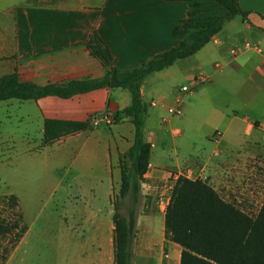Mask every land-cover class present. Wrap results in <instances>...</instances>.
<instances>
[{"label":"crops","instance_id":"obj_1","mask_svg":"<svg viewBox=\"0 0 264 264\" xmlns=\"http://www.w3.org/2000/svg\"><path fill=\"white\" fill-rule=\"evenodd\" d=\"M239 3L250 13L246 20L227 22L197 54L142 83L149 106L145 138L152 145L143 197L152 196L153 207L137 213L133 264H181L182 248L167 239L166 211L157 207L161 186L184 176L216 189L226 175L245 170L258 153L257 127L264 122L238 111V104H264V0ZM193 12L200 18L226 14L211 0H0V83L4 76L16 75L21 83L45 88L133 70L178 47L183 37L174 31ZM246 42L261 51L246 49ZM97 43L102 56L93 49ZM198 74L207 81L184 96L181 116H171L168 110L175 106L179 88L193 85ZM0 104L9 124L4 135L0 119V136L9 137L11 165L31 169L44 185L75 190H65L57 227H36L23 212L28 229L9 264H28L29 249L40 264L49 247L56 248V259L48 258L46 264H115L111 201L121 189V160L136 136L132 119L117 116L132 106L131 92L98 88L66 98ZM47 121L88 123L89 128L47 145ZM168 134L173 143L169 160L159 146V141L167 145ZM13 194L22 208L23 196Z\"/></svg>","mask_w":264,"mask_h":264},{"label":"trees","instance_id":"obj_2","mask_svg":"<svg viewBox=\"0 0 264 264\" xmlns=\"http://www.w3.org/2000/svg\"><path fill=\"white\" fill-rule=\"evenodd\" d=\"M226 11L222 16L196 17V12L178 26L174 34L183 37L181 44L172 50L142 63L130 71L113 70L103 79L71 82L63 86L38 87L21 83L16 75H6L0 83V102L38 100L46 96L70 97L76 93L89 92L98 88H124L131 92L133 104L123 113L132 119L136 128L135 143L121 160L122 184L120 196L126 197L131 186L129 163L134 176L143 178L149 170L152 145L145 138V122L149 106L144 102L142 83L150 75L162 72L179 60L187 59L201 51L217 36L226 23L241 17L246 20L250 13L244 11L239 0H211ZM95 53L102 56L101 46H93ZM88 123L47 121L45 144L61 137L84 131ZM139 184H135V195ZM13 205L21 209L19 199L10 197ZM135 205L138 200L135 197ZM21 221L24 220L20 214ZM115 264H133V245L136 237V213L125 221L117 211L114 215ZM19 224L0 222V239L10 235ZM28 227L23 224L3 262L17 247ZM166 237L183 248L181 264H264V204L258 215L251 217L236 205L223 200L208 183L181 176L178 178L171 201L166 210Z\"/></svg>","mask_w":264,"mask_h":264},{"label":"rangeland","instance_id":"obj_3","mask_svg":"<svg viewBox=\"0 0 264 264\" xmlns=\"http://www.w3.org/2000/svg\"><path fill=\"white\" fill-rule=\"evenodd\" d=\"M218 101L221 103L222 100ZM223 101L228 102L226 98H224ZM14 102L17 101L14 100ZM238 109H240L238 111H241L248 117H256L259 121L264 122V104L258 106H245L239 103ZM4 113L5 108L0 104V119L3 120V125H5L4 133L6 134L4 135H8L9 124ZM257 129H259V127H257ZM4 135L0 136V222L5 221L12 225L16 223L19 224V228L14 229L10 235L1 237L0 239V264H9V259L6 263L3 262L4 258L7 256V251L11 248L17 236L20 234V228L23 227V224L26 226L28 225L25 219L21 221L20 214L24 212L26 219L30 223H35L36 227L41 225L57 227L60 223L57 214L63 212L62 205L65 203V197L67 195L65 190H68V194L74 193L75 190L68 185H44L39 181L38 175L30 171L31 169L26 172L25 166L23 165H20L18 168L13 167L11 165L13 155L10 149L9 137ZM256 145L258 147V153L248 160L245 170L226 175L221 183L215 186L216 189L209 184L223 200L236 205L240 210L251 217L258 215L264 204V143L261 135ZM159 146L160 150L163 152L162 155H164V158L166 157L167 160H169V157L173 156V143L169 134L167 145L159 141ZM128 166L131 179L129 193L123 198L120 196L119 190L113 194L111 202L114 215L117 211V214L121 218L129 222L130 215L134 211L136 213L137 223V213L139 209L141 207H153V198L150 195L143 197V192H146L148 188L146 186V180L144 177L140 179L134 176L132 164L129 163ZM136 182L139 184V193L137 195H135ZM175 186L176 183L170 184V182L161 186V191L158 193L157 198V207L160 210H167ZM13 191L23 196L24 203L21 209L15 207L10 199V197L14 195ZM135 197H137L138 200L136 205L134 202ZM167 198L169 199L168 202L164 200ZM67 204L69 203L67 202ZM56 209L59 211H55ZM27 251H29L31 255V260L28 264H37L34 259L35 250L29 249ZM43 251L48 254L45 256V259H42L44 261L39 262L40 264H46L45 260L48 258L51 259V257L56 259V248L49 247V249Z\"/></svg>","mask_w":264,"mask_h":264},{"label":"built area","instance_id":"obj_4","mask_svg":"<svg viewBox=\"0 0 264 264\" xmlns=\"http://www.w3.org/2000/svg\"><path fill=\"white\" fill-rule=\"evenodd\" d=\"M244 47L246 49H252V48H256L258 51H261V48L259 46H254L252 43L250 42H246L244 44ZM238 54V51L236 49L232 50V55H237ZM207 81V77L204 76L203 74H198L194 80H193V85H183L179 88L178 90V94H177V97L175 99V106L174 107H171L169 108V114L171 116H181L183 114V98L184 96L186 95H189V94H192L195 92V90L205 84V82ZM259 127V130L261 132V136H262V140H263V143H264V123H259L258 125ZM179 178V177H178ZM178 178L176 179L175 182H170V184H175L178 180Z\"/></svg>","mask_w":264,"mask_h":264}]
</instances>
